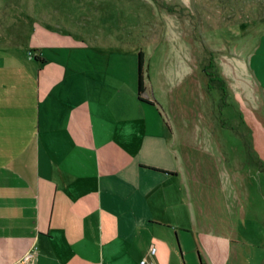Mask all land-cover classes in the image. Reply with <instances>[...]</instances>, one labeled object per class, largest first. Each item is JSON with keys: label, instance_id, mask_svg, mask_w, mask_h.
I'll use <instances>...</instances> for the list:
<instances>
[{"label": "crops", "instance_id": "0c3cea01", "mask_svg": "<svg viewBox=\"0 0 264 264\" xmlns=\"http://www.w3.org/2000/svg\"><path fill=\"white\" fill-rule=\"evenodd\" d=\"M26 43L0 42V264H176L179 157L136 62L37 19Z\"/></svg>", "mask_w": 264, "mask_h": 264}, {"label": "rangeland", "instance_id": "374dc122", "mask_svg": "<svg viewBox=\"0 0 264 264\" xmlns=\"http://www.w3.org/2000/svg\"><path fill=\"white\" fill-rule=\"evenodd\" d=\"M34 19L142 50L179 157L176 264H264V0H0V42L26 45Z\"/></svg>", "mask_w": 264, "mask_h": 264}, {"label": "trees", "instance_id": "16d2710c", "mask_svg": "<svg viewBox=\"0 0 264 264\" xmlns=\"http://www.w3.org/2000/svg\"><path fill=\"white\" fill-rule=\"evenodd\" d=\"M136 69H137V79H136L137 96L140 99L152 102L153 101L152 99L144 97L141 93L144 90L143 52L141 49L137 50ZM207 74H208L209 80L214 79V81L216 82L215 84H217L219 86V88L221 89V91L224 93V84L225 83H224L223 78L220 75H215L212 73H207Z\"/></svg>", "mask_w": 264, "mask_h": 264}, {"label": "built area", "instance_id": "2783aa9c", "mask_svg": "<svg viewBox=\"0 0 264 264\" xmlns=\"http://www.w3.org/2000/svg\"><path fill=\"white\" fill-rule=\"evenodd\" d=\"M150 250H151V251L153 250V246H152V245L150 246ZM29 256H30V253H27V254H25L24 257L27 258V257H29ZM144 261H145V259H144V258H141L140 262H141V263H144Z\"/></svg>", "mask_w": 264, "mask_h": 264}]
</instances>
